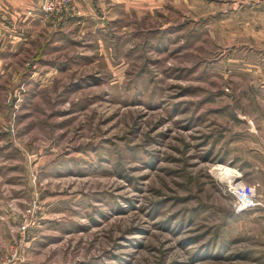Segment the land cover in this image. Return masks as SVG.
I'll list each match as a JSON object with an SVG mask.
<instances>
[{"label": "rangeland", "instance_id": "374dc122", "mask_svg": "<svg viewBox=\"0 0 264 264\" xmlns=\"http://www.w3.org/2000/svg\"><path fill=\"white\" fill-rule=\"evenodd\" d=\"M241 1L6 15L0 264H264V45ZM231 182L262 205L237 211Z\"/></svg>", "mask_w": 264, "mask_h": 264}, {"label": "crops", "instance_id": "0c3cea01", "mask_svg": "<svg viewBox=\"0 0 264 264\" xmlns=\"http://www.w3.org/2000/svg\"><path fill=\"white\" fill-rule=\"evenodd\" d=\"M73 3L76 4L78 12L82 15L84 14H93L95 6H102L105 4L113 5V4H129V5H137V4H151L153 5L154 0H72ZM242 3H248L249 5V12L252 14H257L258 19V28L257 36H259V39H263V45H264V0H242ZM38 0H0V41L2 43L0 46L3 48L4 46V36L11 32V27L14 26V24H7V18L6 15H9L11 19H17L19 17H15L14 14H21V12H27L28 8H35L31 7V4H37ZM29 11V10H28ZM249 21V20H248ZM15 28V27H14ZM263 131V130H262ZM261 134V133H260ZM260 143L264 145V133L260 135ZM258 166H255L257 168V177L259 185L261 184V191L264 196V158H261L260 161H258ZM264 198V197H263Z\"/></svg>", "mask_w": 264, "mask_h": 264}, {"label": "built area", "instance_id": "2783aa9c", "mask_svg": "<svg viewBox=\"0 0 264 264\" xmlns=\"http://www.w3.org/2000/svg\"><path fill=\"white\" fill-rule=\"evenodd\" d=\"M39 6L42 11L49 16L56 17L63 11L72 10L70 0H39ZM230 193L235 199V208L237 211H244L249 208L261 206L262 203L257 197L255 186L237 182H231L228 185Z\"/></svg>", "mask_w": 264, "mask_h": 264}, {"label": "bare ground", "instance_id": "6f19581e", "mask_svg": "<svg viewBox=\"0 0 264 264\" xmlns=\"http://www.w3.org/2000/svg\"><path fill=\"white\" fill-rule=\"evenodd\" d=\"M234 178V176H232Z\"/></svg>", "mask_w": 264, "mask_h": 264}]
</instances>
